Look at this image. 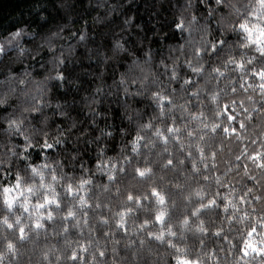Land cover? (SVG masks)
Wrapping results in <instances>:
<instances>
[{
    "label": "clouds",
    "instance_id": "9594fccd",
    "mask_svg": "<svg viewBox=\"0 0 264 264\" xmlns=\"http://www.w3.org/2000/svg\"><path fill=\"white\" fill-rule=\"evenodd\" d=\"M0 264H264V0H0Z\"/></svg>",
    "mask_w": 264,
    "mask_h": 264
}]
</instances>
